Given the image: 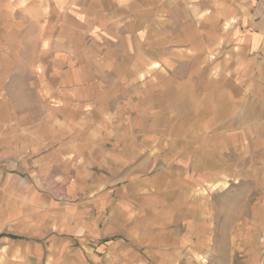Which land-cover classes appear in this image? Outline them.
Listing matches in <instances>:
<instances>
[{"label": "crops", "instance_id": "0c3cea01", "mask_svg": "<svg viewBox=\"0 0 264 264\" xmlns=\"http://www.w3.org/2000/svg\"><path fill=\"white\" fill-rule=\"evenodd\" d=\"M250 204L264 0H0V264H196Z\"/></svg>", "mask_w": 264, "mask_h": 264}, {"label": "rangeland", "instance_id": "374dc122", "mask_svg": "<svg viewBox=\"0 0 264 264\" xmlns=\"http://www.w3.org/2000/svg\"><path fill=\"white\" fill-rule=\"evenodd\" d=\"M249 208L242 210L238 209L237 206H232L231 209H226L224 205L219 208L209 232V239L211 240L212 249H214L213 257L209 256V245L207 244L206 256L196 258V264H257V259L247 258L240 251L231 254L229 248L233 245L235 250H238L236 249L238 246L236 239L232 243L227 242L231 236L237 238L236 236L242 235H264V223L258 225V212L252 209V204ZM262 257L261 255L259 259L262 260Z\"/></svg>", "mask_w": 264, "mask_h": 264}]
</instances>
